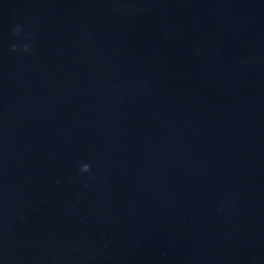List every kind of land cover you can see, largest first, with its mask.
<instances>
[{
	"label": "water",
	"instance_id": "1",
	"mask_svg": "<svg viewBox=\"0 0 264 264\" xmlns=\"http://www.w3.org/2000/svg\"><path fill=\"white\" fill-rule=\"evenodd\" d=\"M0 264H264V0H0Z\"/></svg>",
	"mask_w": 264,
	"mask_h": 264
},
{
	"label": "clouds",
	"instance_id": "2",
	"mask_svg": "<svg viewBox=\"0 0 264 264\" xmlns=\"http://www.w3.org/2000/svg\"><path fill=\"white\" fill-rule=\"evenodd\" d=\"M14 32H15V33H18V32H19V29H18V28H17V29H14ZM12 50H13V51L16 50L15 46L12 47ZM25 51H27V47H25ZM79 171H80L81 173H88V172H90V166L87 165V164L82 165L81 168L79 169Z\"/></svg>",
	"mask_w": 264,
	"mask_h": 264
}]
</instances>
